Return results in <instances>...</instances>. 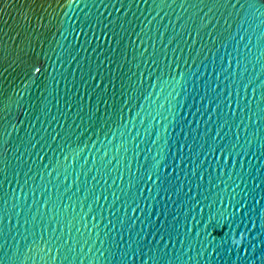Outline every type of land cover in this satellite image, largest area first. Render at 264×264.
Returning a JSON list of instances; mask_svg holds the SVG:
<instances>
[{
  "label": "water",
  "instance_id": "obj_1",
  "mask_svg": "<svg viewBox=\"0 0 264 264\" xmlns=\"http://www.w3.org/2000/svg\"><path fill=\"white\" fill-rule=\"evenodd\" d=\"M0 264H264V0H0Z\"/></svg>",
  "mask_w": 264,
  "mask_h": 264
},
{
  "label": "clouds",
  "instance_id": "obj_2",
  "mask_svg": "<svg viewBox=\"0 0 264 264\" xmlns=\"http://www.w3.org/2000/svg\"><path fill=\"white\" fill-rule=\"evenodd\" d=\"M233 243H235V241H233Z\"/></svg>",
  "mask_w": 264,
  "mask_h": 264
},
{
  "label": "snow or ice",
  "instance_id": "obj_3",
  "mask_svg": "<svg viewBox=\"0 0 264 264\" xmlns=\"http://www.w3.org/2000/svg\"><path fill=\"white\" fill-rule=\"evenodd\" d=\"M37 71H39V69H37Z\"/></svg>",
  "mask_w": 264,
  "mask_h": 264
}]
</instances>
